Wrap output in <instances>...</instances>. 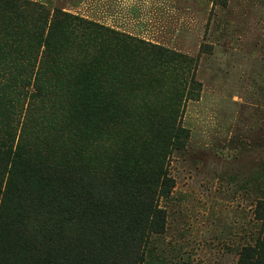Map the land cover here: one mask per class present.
Instances as JSON below:
<instances>
[{
	"label": "trees",
	"instance_id": "obj_1",
	"mask_svg": "<svg viewBox=\"0 0 264 264\" xmlns=\"http://www.w3.org/2000/svg\"><path fill=\"white\" fill-rule=\"evenodd\" d=\"M29 7L37 27L19 14ZM7 12L17 16L2 21ZM91 31L114 46L98 47ZM140 44L61 10L0 0V74L9 75L0 81V264H146L153 234L165 231L169 158L189 133L179 95L167 112L126 103L116 80L131 82L128 52ZM256 214L264 219V201ZM239 264H264V238Z\"/></svg>",
	"mask_w": 264,
	"mask_h": 264
},
{
	"label": "rangeland",
	"instance_id": "obj_2",
	"mask_svg": "<svg viewBox=\"0 0 264 264\" xmlns=\"http://www.w3.org/2000/svg\"><path fill=\"white\" fill-rule=\"evenodd\" d=\"M27 1L142 43L128 52L131 82L116 80L133 112L170 111L179 95L189 139L170 155L174 188L159 200L165 231L153 234L146 264H239L242 249L264 238L256 216L264 201V0ZM19 14L38 26L30 7ZM91 33L98 47L114 46ZM42 46L43 38L36 56Z\"/></svg>",
	"mask_w": 264,
	"mask_h": 264
}]
</instances>
